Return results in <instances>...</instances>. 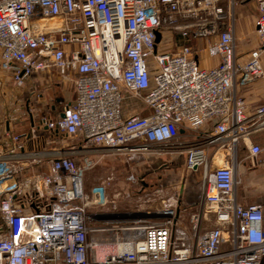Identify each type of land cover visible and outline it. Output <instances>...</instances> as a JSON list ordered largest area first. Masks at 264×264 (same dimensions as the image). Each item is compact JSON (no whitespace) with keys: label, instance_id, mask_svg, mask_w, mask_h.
I'll return each instance as SVG.
<instances>
[{"label":"built area","instance_id":"2783aa9c","mask_svg":"<svg viewBox=\"0 0 264 264\" xmlns=\"http://www.w3.org/2000/svg\"><path fill=\"white\" fill-rule=\"evenodd\" d=\"M244 1L257 9L259 52L238 63L232 25L224 27L215 0H0V72L21 87L53 70L74 86L73 100L56 117L40 115L37 127L80 137L82 155L159 146L186 157L170 203L123 224L91 210L105 205L103 189L84 190L69 153L25 151L35 129H4L0 264H264L263 208L236 195V153L255 161L262 146L251 136L264 130V102L247 112L237 93L264 77V0L229 4ZM164 23L183 39L168 51L160 46ZM189 36L205 37L208 54L219 56L215 66L199 65ZM135 100L147 114H125ZM41 157L47 170L29 171ZM96 217L110 221L95 225Z\"/></svg>","mask_w":264,"mask_h":264},{"label":"rangeland","instance_id":"374dc122","mask_svg":"<svg viewBox=\"0 0 264 264\" xmlns=\"http://www.w3.org/2000/svg\"><path fill=\"white\" fill-rule=\"evenodd\" d=\"M215 3L219 4L220 1L215 0ZM252 3V1H244L232 7L229 0H223V6L219 4L225 12L223 20L235 25L237 10L240 12L243 10L244 17L238 19L240 22L239 29L240 32H246L249 20L253 17L250 6ZM242 5L243 7H241ZM161 31L163 32V40L160 46L162 49H166L173 42L176 30L172 28V24L164 23ZM252 36H254L253 43H258L259 37L256 33H253ZM246 39L252 45L250 38L246 37ZM243 41L240 40V43L237 41L236 46H241ZM205 46H207V42ZM261 60L264 61V53L261 54ZM3 76L4 74L0 72V78L5 81L3 93L0 94V107L7 104V106L11 105V108L19 107L23 111L27 104L32 107L37 105L35 101L37 95L44 90L43 86L38 85L39 89L34 94H30L27 87L29 84L24 83L18 87L10 79ZM50 85L51 90L48 88L45 95L48 102H51L49 100L53 99L54 96H60L64 99L72 97L73 86H71L70 81L67 82L64 91L57 90L52 84ZM43 93L45 94V92ZM34 122L38 121L35 119ZM101 153H92L89 157L80 160L79 166L84 175L83 187L84 190L90 192L94 186H101L104 192L105 205L91 210L96 215H100V213L109 214L108 216L123 224L130 223L139 217H145V212L152 211L163 203H170L169 201L177 190V186L180 185L185 175V154L180 147L152 146L148 150L135 154ZM201 174L200 170L196 174H189L188 181L195 182ZM185 214L184 216H186ZM107 221L110 220L96 217L94 224L100 225ZM111 236V233H104L102 237L110 239Z\"/></svg>","mask_w":264,"mask_h":264},{"label":"crops","instance_id":"0c3cea01","mask_svg":"<svg viewBox=\"0 0 264 264\" xmlns=\"http://www.w3.org/2000/svg\"><path fill=\"white\" fill-rule=\"evenodd\" d=\"M251 11L253 16L251 20H249L248 26L246 28V32H240V22L239 18H243L244 11L241 12L237 10V19L236 24L232 25L233 35L235 37V51L238 63H243L245 59L254 53L259 52V42H254L253 33L255 32V17L257 15L256 6L252 3ZM243 7V5L241 6ZM225 16L222 18V20ZM224 27L231 25L230 22H226V20L222 21ZM190 33V30L188 31ZM211 42L214 41L217 37L216 34L210 36ZM250 38L251 44L248 43L246 39ZM183 39L180 37L179 33L176 31L175 36H173V42L171 45L164 49L170 50V48L180 44ZM240 40H244L241 46H236V42L240 43ZM207 40L205 37H192L189 36L188 43L191 46L192 52L196 55L197 61L200 66L205 68H212L219 61V56L217 54L209 55L206 51ZM264 53V49L259 53V61L262 68H264V61L261 60V54ZM264 70V69H263ZM5 77V76H3ZM7 78V77H5ZM4 79L0 78V94L3 93L2 89L4 87ZM69 82L68 80L64 81L60 78L55 71L51 70L49 72L39 73L32 77H30L25 84H29L27 87L29 89L30 94H34L37 89H39L38 85L43 86L44 90L37 95V105L32 107L30 104H27L24 107L23 111L19 109V107L11 108V105H4L0 107V140L2 138V134L4 129H9L11 132L17 134H29L30 131L34 128L36 133L32 136H29L23 139V147L25 151H37L38 153L41 151H52L53 154H66L68 153L76 160L78 163L84 157H89L90 154H80L82 147V139L78 136L64 135L63 133H59L56 131L50 132L42 127H37V122H34L36 119L38 121L40 115H46L50 118L56 117L57 113L60 111L61 104L70 102L73 100L75 91L74 86L71 82V86H73V94L71 98H62L60 96H54L53 99L48 102L46 99L47 89L51 90V85L54 86L55 89H60L64 91L66 88V84ZM45 92V94L43 93ZM238 95L242 96L246 101V111L251 112L257 106L264 102V77H260L259 79H254L245 85H239L237 87ZM64 100V101H63ZM136 111L139 114H147L148 109L144 106V104L140 101H134L131 104H127L125 106L124 112L125 114ZM251 139L262 146V151L257 157L255 161L249 158L244 149H238L236 155L238 159V164L236 166V170L238 175L240 176V184L237 187L236 195L237 200H239L242 204L248 205L249 203H258L263 208L264 214V130L261 132L255 133L251 136ZM210 153V149L207 150V154ZM185 157V156H184ZM34 157L30 158L33 159ZM186 158V157H185ZM25 160V159H24ZM23 160V161H24ZM34 160V159H33ZM41 162L39 164L32 165L29 162V171H46L48 168V161L46 158L41 157ZM31 163V164H30ZM25 165V162H24ZM188 198V197H187ZM262 228L264 229V222L262 224Z\"/></svg>","mask_w":264,"mask_h":264},{"label":"water","instance_id":"95a60500","mask_svg":"<svg viewBox=\"0 0 264 264\" xmlns=\"http://www.w3.org/2000/svg\"><path fill=\"white\" fill-rule=\"evenodd\" d=\"M160 33L158 31L155 32V39H156V42H158L160 39Z\"/></svg>","mask_w":264,"mask_h":264},{"label":"trees","instance_id":"16d2710c","mask_svg":"<svg viewBox=\"0 0 264 264\" xmlns=\"http://www.w3.org/2000/svg\"><path fill=\"white\" fill-rule=\"evenodd\" d=\"M219 1H220V3H219V4H220L221 6H223V5H222V3H223V0H219Z\"/></svg>","mask_w":264,"mask_h":264}]
</instances>
